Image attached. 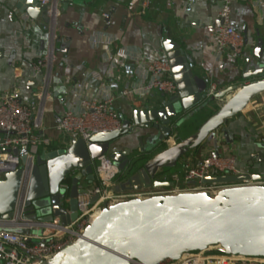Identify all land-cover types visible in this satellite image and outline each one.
I'll use <instances>...</instances> for the list:
<instances>
[{
    "label": "water",
    "instance_id": "1",
    "mask_svg": "<svg viewBox=\"0 0 264 264\" xmlns=\"http://www.w3.org/2000/svg\"><path fill=\"white\" fill-rule=\"evenodd\" d=\"M73 0H64L67 11ZM17 9L31 19L48 15L50 5L38 0H18ZM224 24L219 21L218 28ZM178 92L144 110L134 109L122 119L123 128L94 134L88 143L69 138L36 158L25 199L20 233L26 241L44 235V224L68 227L79 218V196L84 183L94 182L93 163L107 155L119 169L122 181L116 193L175 187L161 177L177 168L186 156L198 151L211 137L229 145L228 122L245 112L264 94V49L243 52L235 58L227 90L209 94L213 82L194 71L191 59L174 40L163 44ZM13 55L12 58L13 59ZM4 54L0 52V59ZM245 71V72H243ZM251 81L249 85H244ZM232 98L227 99L229 94ZM225 103L215 107L219 102ZM208 111L212 115L185 139L188 124ZM219 155V153H218ZM25 165L27 159L22 158ZM23 170L0 181V219L11 221L17 210ZM264 182L261 176L240 174L206 177L205 185ZM68 182L69 188L63 184ZM99 196L91 198V205ZM49 212V220L38 213ZM264 260V185L230 187L214 193H183L131 198L105 205L84 228L81 236L39 264H179L192 255Z\"/></svg>",
    "mask_w": 264,
    "mask_h": 264
},
{
    "label": "crops",
    "instance_id": "2",
    "mask_svg": "<svg viewBox=\"0 0 264 264\" xmlns=\"http://www.w3.org/2000/svg\"><path fill=\"white\" fill-rule=\"evenodd\" d=\"M17 1L0 0V52L4 54L0 59V91L18 88L29 103L39 93H46L44 133L52 143L41 152L68 140L56 128L69 107L79 108L81 99L110 94L118 98L115 108L121 118H126L134 109L144 110L145 106L159 104L162 96L158 93L144 98L123 97L122 93L141 84V63L166 60L163 44L167 40L182 46L197 75L213 82L219 91L230 87L227 81L239 54L227 50L219 55L214 39L223 0H150V7L141 12L131 8L130 0H73L69 9L61 10L57 17L54 31L59 39L55 62L50 71L44 69L43 78H34L33 68L49 52L51 20L42 16L33 20L22 14L16 7ZM232 9V24L244 38L243 55L260 47L264 49V0H236ZM105 14L109 17L105 18ZM99 33L115 36L117 45L110 50L95 47L93 41ZM110 54L116 61L115 70L108 60ZM232 96L233 93L229 94L225 100ZM224 103L219 102L215 107ZM211 115L208 111L193 119L181 138L196 132ZM193 127L196 130L188 132ZM226 130L230 141L235 142L233 145L223 138H218L216 143L213 135L198 151L184 157L165 179L170 181L171 175L182 172L185 164H194L218 153L235 157L242 174L264 178V94L254 99L245 112L231 119ZM121 181L119 174L115 186Z\"/></svg>",
    "mask_w": 264,
    "mask_h": 264
},
{
    "label": "built area",
    "instance_id": "3",
    "mask_svg": "<svg viewBox=\"0 0 264 264\" xmlns=\"http://www.w3.org/2000/svg\"><path fill=\"white\" fill-rule=\"evenodd\" d=\"M42 6L50 5L48 15L51 18L50 48L47 55L39 59L33 70L34 78H43L44 69L49 71L55 62V46L58 36L55 34L57 17L60 14L64 0H38ZM236 0H223L222 10L218 15L224 24L215 34L216 50L219 55L227 50L241 54L244 50V38L232 24V8ZM130 6L135 11H143L150 7V0H130ZM105 18L109 15L105 14ZM118 39L109 34L99 33L95 36L93 45L97 48L105 47L110 50L117 45ZM108 60L117 68L112 54ZM139 77L141 84L131 90L123 91L125 96H139L144 98L158 93L166 96L177 94V85L171 74L169 61L158 60L140 64ZM48 71V72H49ZM16 79H18L16 77ZM49 80V79H48ZM47 83L45 79L44 84ZM80 88V87H78ZM217 87L211 84L209 94L216 93ZM78 98V96H76ZM46 93H39L34 102L25 101L18 90L0 91V181L7 174L23 170L22 185L15 217L11 221L0 219V256L2 264H39L49 260L63 247L81 236L84 228L94 216L107 204H115L121 200L139 198L145 199L155 196L179 195L183 193H214L220 189L230 187H244L264 185V182L246 181L229 185H205L206 177H220L225 175L237 176L242 174L235 157L211 154L194 164H185L182 172L171 175L169 182H175V187L163 189H148L138 192L116 193L115 186L119 169L107 155L98 158L93 163L95 180L84 183L79 196V218L68 227L56 224H44V235L30 236L38 240L37 243L26 241V236L20 230L26 229L23 221L25 199L29 187L30 177L36 158L42 148L50 146L52 141L44 133ZM118 98L104 93L102 97L81 99L79 108L69 107L57 126V131L64 137L82 139L88 143L94 134H108L123 128L122 119L115 108ZM68 138V139H69ZM27 159L26 164L22 158ZM162 180V179H161ZM166 180V179H165ZM69 183L63 184L69 188ZM99 196L97 202L91 205V198ZM179 264H264V260H253L234 257H206L192 255L184 258Z\"/></svg>",
    "mask_w": 264,
    "mask_h": 264
},
{
    "label": "rangeland",
    "instance_id": "4",
    "mask_svg": "<svg viewBox=\"0 0 264 264\" xmlns=\"http://www.w3.org/2000/svg\"><path fill=\"white\" fill-rule=\"evenodd\" d=\"M121 119H124V118L122 117ZM204 119H205V118L201 119L200 122L203 121ZM199 125H200V124H198L197 126H199ZM186 129H187V128H186ZM186 129H185V130H186ZM194 129L196 130V127H193V128H191V129H189L188 132H189V131L192 132ZM55 144H56V143H55ZM57 146H59V144H58ZM169 176H170V174H169V175H166V174H165V175H163V176L161 177V179L168 178ZM48 216H49V212H48V211H42V212H39V213H38V217H39L40 220L50 221Z\"/></svg>",
    "mask_w": 264,
    "mask_h": 264
}]
</instances>
